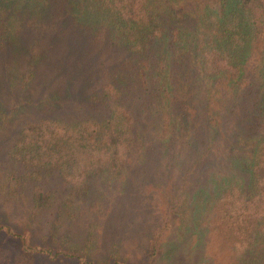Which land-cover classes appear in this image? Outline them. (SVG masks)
Wrapping results in <instances>:
<instances>
[{
    "label": "rangeland",
    "instance_id": "rangeland-1",
    "mask_svg": "<svg viewBox=\"0 0 264 264\" xmlns=\"http://www.w3.org/2000/svg\"><path fill=\"white\" fill-rule=\"evenodd\" d=\"M50 3L0 0V264H78L76 252L93 264H264V245L237 256L214 224L217 188L247 177L244 163L264 139V26L238 79L203 78L179 50L157 74L162 50L132 55L101 35L102 21L81 19L79 2ZM107 83L118 102L104 97ZM115 103L135 119L121 174H91L72 187L56 171L37 179L29 174L37 168L11 159L27 122L100 120ZM35 185L48 196L40 209ZM167 213L152 261L150 240Z\"/></svg>",
    "mask_w": 264,
    "mask_h": 264
},
{
    "label": "trees",
    "instance_id": "trees-1",
    "mask_svg": "<svg viewBox=\"0 0 264 264\" xmlns=\"http://www.w3.org/2000/svg\"><path fill=\"white\" fill-rule=\"evenodd\" d=\"M58 1L67 6L79 2L80 7L75 10H83L77 15L84 19L86 14L90 19L102 21L101 35L132 55L149 52L154 47L156 51L162 50V58L158 57L154 65L157 74L162 73L164 60L168 63L167 56L172 57L179 50L192 55L185 65L197 67L203 78L238 79L245 70L248 47L264 26V0ZM34 2L51 7V0ZM170 65L174 66V62ZM258 72L264 90V48ZM103 90L105 98L114 102L120 99L121 92L115 86L107 83ZM134 130L132 113L120 103H115L109 116L100 120L63 122L43 118L24 124L10 157L27 169L37 168V173H29L37 179L41 178V170L47 169L56 171L72 187L86 186L91 174L123 172L135 139ZM244 166L247 177L218 187L214 197V224L231 240L240 257L255 243L264 245V139L258 142ZM18 181L16 174L11 173L8 187L16 190ZM33 200L37 209L48 201L38 185L34 186ZM171 208L175 205H168L167 211ZM166 216V225L157 227L150 240L148 256L152 261L158 257L164 227L169 226V213ZM71 257L78 264H93L77 252Z\"/></svg>",
    "mask_w": 264,
    "mask_h": 264
}]
</instances>
